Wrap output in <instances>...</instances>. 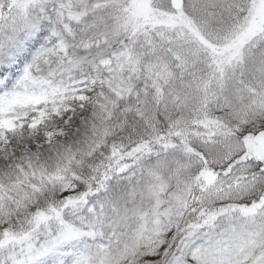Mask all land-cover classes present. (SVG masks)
I'll return each mask as SVG.
<instances>
[{
	"label": "snow or ice",
	"instance_id": "1",
	"mask_svg": "<svg viewBox=\"0 0 264 264\" xmlns=\"http://www.w3.org/2000/svg\"><path fill=\"white\" fill-rule=\"evenodd\" d=\"M0 264H264V0H0Z\"/></svg>",
	"mask_w": 264,
	"mask_h": 264
}]
</instances>
